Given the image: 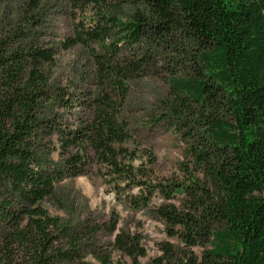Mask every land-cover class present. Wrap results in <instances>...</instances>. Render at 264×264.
I'll list each match as a JSON object with an SVG mask.
<instances>
[{
	"label": "trees",
	"instance_id": "1",
	"mask_svg": "<svg viewBox=\"0 0 264 264\" xmlns=\"http://www.w3.org/2000/svg\"><path fill=\"white\" fill-rule=\"evenodd\" d=\"M42 1L26 0L27 26L36 23ZM67 6L71 35L60 45L86 50L91 92L54 90L55 50L24 40V28L0 31V264H122L104 245L89 247L98 232L114 233L116 222H80L72 232L42 205L56 181L86 174L91 159L119 186L138 189L127 196L130 209L160 196L153 216L183 247L162 243L154 264H264V0H67ZM148 68L167 74L161 118L184 143L180 178L165 183L136 179L125 161L135 156L123 146L130 139L129 84ZM74 105L89 115L63 129L52 109ZM55 132L61 162L47 168L45 138ZM177 195L179 204L172 202ZM140 238L119 229L110 245L136 259L146 253Z\"/></svg>",
	"mask_w": 264,
	"mask_h": 264
},
{
	"label": "rangeland",
	"instance_id": "2",
	"mask_svg": "<svg viewBox=\"0 0 264 264\" xmlns=\"http://www.w3.org/2000/svg\"><path fill=\"white\" fill-rule=\"evenodd\" d=\"M25 4L26 0L0 1V31L24 28V40L35 41L55 50L54 64L50 68V83L54 90L69 89L73 97L79 91L91 92L94 81L92 63L86 50L78 45L64 50L60 45L61 41L71 35L67 0H43L36 11V23L32 26L25 24ZM147 71L129 84L124 116L130 139L123 146L135 156L125 161L134 167L136 179L147 184L165 183L180 178L179 164L183 160L184 143L179 133L169 126L167 119L161 118L165 102L169 99L166 72L150 68ZM89 110L80 105L70 108L55 106L52 115L57 117L58 124L65 129V126H73L78 119L89 115ZM45 139L50 143V148L44 150L41 161L48 168L61 162L58 132ZM86 169L84 175L63 176L56 181L53 195L47 197L42 205L50 215L60 217L72 232L86 224L93 226L116 222L114 233L102 230L95 235V244L89 246L91 249L93 245H104L111 251L112 259L122 264H154V259L162 255V243L168 242L179 249L183 247L178 238L168 236L164 224L153 216L152 207L161 201L159 195L151 198L149 207L132 210L126 200L128 195L137 193L136 187L128 189L123 184L119 186L117 179H113L114 175H110L104 166L93 159ZM128 183L131 184V180ZM180 201L181 195H177L172 202L179 204ZM119 229L134 232L141 237L145 256L132 259L112 250L110 243ZM90 248L84 249V256L86 260L93 261L89 254ZM191 250L200 256V247Z\"/></svg>",
	"mask_w": 264,
	"mask_h": 264
}]
</instances>
